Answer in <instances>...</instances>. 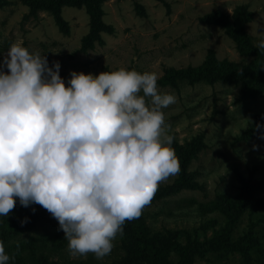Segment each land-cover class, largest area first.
I'll list each match as a JSON object with an SVG mask.
<instances>
[{"label":"rangeland","instance_id":"1","mask_svg":"<svg viewBox=\"0 0 264 264\" xmlns=\"http://www.w3.org/2000/svg\"><path fill=\"white\" fill-rule=\"evenodd\" d=\"M99 1L105 28L86 46L91 35L87 7L64 6L63 30L49 11L32 13L23 0H0V62L12 43L22 42L30 52L46 55L49 66L59 61L66 86L71 71L94 76L119 69L155 73L158 92L176 98L162 109L165 134L173 137L170 147L177 157L175 145L199 151L184 173L180 166L159 184L156 192L163 196L143 208L150 239L171 262L177 260V248H191L193 264H264V128L248 136L264 115V62L262 93L246 101L241 81L190 82L169 76L199 68L212 56L243 66L255 62L261 56L242 53L224 28L203 19L220 12L233 22L237 8L245 7L252 14L245 32L258 49L264 39V0ZM181 185L185 187L178 189ZM33 208L29 227L16 231L12 226L16 235L2 240L9 264L133 261L126 252L133 243L124 234H117L111 253L102 259L92 253L71 256L66 240L52 242L58 221L38 204L21 206L18 198L8 217L0 216V227L9 229ZM30 242L34 247L14 251Z\"/></svg>","mask_w":264,"mask_h":264},{"label":"clouds","instance_id":"2","mask_svg":"<svg viewBox=\"0 0 264 264\" xmlns=\"http://www.w3.org/2000/svg\"><path fill=\"white\" fill-rule=\"evenodd\" d=\"M60 69L22 42L0 62V216L17 198L38 204L58 221L71 256L102 259L125 221L180 171L162 112L176 98L158 92L155 73L71 71L66 86ZM9 260L0 241V264Z\"/></svg>","mask_w":264,"mask_h":264},{"label":"trees","instance_id":"3","mask_svg":"<svg viewBox=\"0 0 264 264\" xmlns=\"http://www.w3.org/2000/svg\"><path fill=\"white\" fill-rule=\"evenodd\" d=\"M23 2L30 7L32 13L38 11H49L53 13L57 24L63 30L65 29V23L61 16V10L64 6L87 7L91 19V35L86 39V46H92L91 41L98 39L99 33L105 28V25L102 23L103 12L99 0H23ZM251 17L252 14L248 13L245 7H239L236 10L235 19L233 22L220 12L206 16L203 21L216 24L224 28L229 37H231L237 43V46L242 53L250 56H261L255 62L250 65L243 66L228 62H219L214 56H212L199 68H189L185 71L175 73L174 75L169 73V76L172 78V80H175V78L178 76L180 79H188L190 82L208 81L214 83L217 81H225L229 83L241 81L243 82V87L241 90L242 100L246 101L260 96L263 90L261 68L264 62V49H254V47L251 45V38L245 32L244 24L250 21ZM251 128L252 131L248 134V136H254L255 134L260 133L261 129L264 128V115L258 116L256 123L253 124ZM175 148L178 150V159L184 173L186 166L190 162L191 158L199 151V148H195V146L191 145H188L187 147L175 145ZM184 187L185 185H181L178 189ZM162 196L163 195L161 193L156 192L148 205ZM33 215V212H26V215H24L15 224H10L9 229L0 227V241L5 240V235L10 234L9 237L16 235L12 226L16 231L28 228L29 222ZM25 218H27L28 222L22 225L21 221ZM122 227V234H124L125 237L130 240V243H133V245L127 247L126 250L129 255L128 258H132L133 261L127 260V264H134V261L136 264H193L194 257L192 254L195 252V250L191 248H177L175 255L177 260H174L173 262L163 258L158 246L149 237V233L142 218V214L140 217L131 221L126 220ZM63 235L64 232L59 230V232L53 236L52 242L54 245L62 242L61 240H66L62 238ZM46 240L48 241L49 237H47ZM67 242L68 241L66 240L65 243ZM34 243L35 242L32 244L30 242L17 245L15 247L16 250L14 251L20 253L22 251L28 250L29 247H34Z\"/></svg>","mask_w":264,"mask_h":264}]
</instances>
